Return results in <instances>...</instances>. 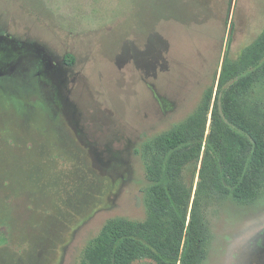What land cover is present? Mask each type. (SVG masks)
I'll use <instances>...</instances> for the list:
<instances>
[{
  "label": "rangeland",
  "instance_id": "obj_1",
  "mask_svg": "<svg viewBox=\"0 0 264 264\" xmlns=\"http://www.w3.org/2000/svg\"><path fill=\"white\" fill-rule=\"evenodd\" d=\"M263 38L264 0H0V264H173L158 244L178 217L147 195L161 138L192 117L207 136L226 56L248 62ZM201 163L180 170L187 264H218L229 219L264 215V188L193 214ZM232 239L239 264H264V221Z\"/></svg>",
  "mask_w": 264,
  "mask_h": 264
},
{
  "label": "trees",
  "instance_id": "obj_2",
  "mask_svg": "<svg viewBox=\"0 0 264 264\" xmlns=\"http://www.w3.org/2000/svg\"><path fill=\"white\" fill-rule=\"evenodd\" d=\"M260 41L259 48L248 54V62H233L229 54L226 56L218 98L212 110V128L207 136L205 125L192 117L174 125L161 138L165 154L156 179L147 188V195L153 194L157 209H168L178 217L176 239L170 236L166 244H158L168 263L181 260L187 264L197 259L195 250L199 241L194 236V224L186 226L185 221L193 184L188 189L181 186L183 166L191 162L198 165L202 161L193 214L205 195H224L241 204H249L264 188V100L261 97L264 94V38ZM229 82L221 105L219 95ZM255 83L261 84L260 91H255ZM252 94L259 98L254 100ZM230 123L239 126L243 133L234 130ZM201 226H205L203 222ZM127 241L124 238V243ZM119 251L120 248L117 251L120 259Z\"/></svg>",
  "mask_w": 264,
  "mask_h": 264
},
{
  "label": "clouds",
  "instance_id": "obj_3",
  "mask_svg": "<svg viewBox=\"0 0 264 264\" xmlns=\"http://www.w3.org/2000/svg\"><path fill=\"white\" fill-rule=\"evenodd\" d=\"M259 221H264V215L256 212L255 209L252 212L236 214L229 219L228 232L224 236L226 244L220 251L218 264H239L245 242L234 243L232 237L233 235L238 238L243 236L254 222Z\"/></svg>",
  "mask_w": 264,
  "mask_h": 264
},
{
  "label": "flooded vegetation",
  "instance_id": "obj_4",
  "mask_svg": "<svg viewBox=\"0 0 264 264\" xmlns=\"http://www.w3.org/2000/svg\"><path fill=\"white\" fill-rule=\"evenodd\" d=\"M30 52H31V55L33 56V58H34V60H35V62L38 64V66H39V69L40 68H42V64H43V62H42V57H40V54L39 55H36L35 53H34V50H29ZM23 52V51H22ZM21 52V53H22ZM22 58V56H19L18 57V60H20ZM20 63V61H18V63H17V65H16V61L12 64V67L14 68L15 67V65L17 66L16 68H19L18 67V64ZM6 71H8V70H6ZM10 72V71H9ZM7 74V73H6Z\"/></svg>",
  "mask_w": 264,
  "mask_h": 264
}]
</instances>
